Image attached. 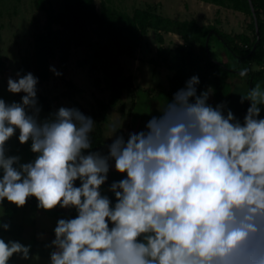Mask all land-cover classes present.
<instances>
[{
  "label": "clouds",
  "instance_id": "clouds-1",
  "mask_svg": "<svg viewBox=\"0 0 264 264\" xmlns=\"http://www.w3.org/2000/svg\"><path fill=\"white\" fill-rule=\"evenodd\" d=\"M37 83L32 73L9 78L8 91L25 95L21 103L0 99V203L23 207L35 197L46 211L76 209L75 218L57 222L50 264H264L259 84L241 95V103L250 102L241 124L223 104L209 105L208 92L197 95L193 76L145 131L125 141L115 135L120 124H111L115 138L102 155L84 154L95 122L78 109L61 107L39 120ZM17 129L21 144L31 140L32 162L6 156ZM110 160L126 173L111 184L114 205L100 192ZM29 253L30 246L0 239V264Z\"/></svg>",
  "mask_w": 264,
  "mask_h": 264
},
{
  "label": "trees",
  "instance_id": "trees-1",
  "mask_svg": "<svg viewBox=\"0 0 264 264\" xmlns=\"http://www.w3.org/2000/svg\"><path fill=\"white\" fill-rule=\"evenodd\" d=\"M199 1L249 16L248 28L251 36L244 33L231 36L213 25H199L194 20L171 19L149 9H133L131 13H127L116 9L111 0H101L98 7L95 0H58L56 6L52 0H33L34 9L45 14L44 30L32 36L30 51L20 58L17 68L20 76H17L16 80L27 73H32L38 78L37 84L46 83L51 74V62L57 61L61 68H65L73 49H88L92 51L91 62L84 59L78 62V65L90 64L93 73L101 67L103 78L102 80L95 78L94 82L99 85L102 81L109 92L107 103L96 101L99 113L103 114L118 104L124 89L133 90L129 78L120 80L122 70L119 60L122 57L134 58L148 31H153L159 47L155 60L150 59V62L160 60L171 73L168 89L164 93V104L171 102L174 94L185 88L191 77L196 76L199 79V84L195 86L197 95L208 92L207 103L212 107L223 104L225 113L230 101L233 78L245 79L246 93L257 84L264 90V20L261 17L264 14V0H250L258 22L259 42L255 48L253 46L256 34L247 0ZM2 2L3 0H0V8ZM210 31H213L211 35ZM164 34L177 35L183 44L173 50L165 48ZM93 36L96 40H93ZM214 42L220 45L234 67L226 62H221V65L217 63L219 60L211 53V45ZM245 68L249 71L247 76L242 77L239 73ZM5 70L6 64L0 54V76ZM4 86L8 91V84ZM64 86L66 90L63 96L69 100L71 107L78 109L85 116L92 117L73 98L74 94H82L84 90L70 80H66ZM11 95L16 103H21L25 93ZM37 101L45 112L50 111L43 96L38 95ZM248 104L250 106L249 101ZM104 120L102 115V121ZM13 137L17 142L16 146L10 149L9 139L5 146L6 153L9 156L25 154L31 162L34 161L36 154L31 151V141L21 144L18 139L19 129L15 131ZM90 140L92 147L84 150V154L97 151L102 155L108 154V148L102 145L100 122L95 123ZM36 200L35 197H29L27 202L35 203ZM11 213L12 211L8 209V216ZM4 224L9 225L7 230L3 227ZM12 229L13 226L9 222L0 221V233H8Z\"/></svg>",
  "mask_w": 264,
  "mask_h": 264
},
{
  "label": "rangeland",
  "instance_id": "rangeland-1",
  "mask_svg": "<svg viewBox=\"0 0 264 264\" xmlns=\"http://www.w3.org/2000/svg\"><path fill=\"white\" fill-rule=\"evenodd\" d=\"M52 1L56 6L58 0ZM100 1L101 0H95L97 7ZM111 2L116 9L127 13H131L133 9H149L163 17L180 21L194 20L200 25H213L218 30L231 36L243 33L251 36L250 29L248 28L250 24L249 16L229 9L205 4L199 0H111ZM0 13V54L6 64V70L4 74L0 76V99H3L7 104H11L16 101L4 85H7L9 78L16 80L20 58L23 54L30 51L32 36L44 30L45 14L34 9L33 0H3ZM261 17L264 20V14H262ZM93 40H96L95 36H93ZM178 43L179 37L164 35L163 46L173 47ZM158 47L159 44L156 41L155 33L153 31H148L147 35L142 40V50L136 57V59L140 61V63L135 64V66L139 67L137 72L135 69H132V65H125L123 67V75L120 77V80H124L125 74L133 72L143 75L154 74L157 77L154 78L153 81L155 85L152 95L153 101L148 98L146 93H143L141 88L137 90V97L135 99H138V103L132 112L139 118L142 116H159L161 115L162 107L165 105L164 93L167 88L165 86L166 81L164 77L166 74L168 75L169 72L160 60H156L155 64L150 62V59L155 60V51ZM211 53L214 58L219 60V63L226 62L229 66L234 67L217 42L212 43ZM91 55L92 51L85 48H77L71 51L69 62L65 68H61L57 61L51 62L49 80L46 83L36 85L37 96H43L46 100V104H48L50 108L49 112H45L37 101V106L40 108L39 120L43 121L52 118L61 107L72 108L69 100L63 96L66 90L64 82L70 80L84 90L82 94H74V100L79 102L82 107L92 115L91 119L95 123L103 122L102 115L105 113H99L96 101H108L109 92L105 89L102 81L99 85L94 82L95 78L99 80L103 78V74L100 71L101 67H99L98 71L93 73L90 70V64L85 66L78 65V62L84 59L91 62ZM125 60L126 58H122V62ZM53 69L55 71H53ZM253 69L255 70V68ZM56 73H60V75ZM125 90L127 91V89ZM245 94V79L241 80L238 77L233 78L230 101L226 106L224 114L227 115V111L231 110L235 118L241 124H243L247 109L250 107L248 100H244V102L241 103V95ZM126 98V103L128 105L130 103V96ZM154 102L159 106L158 109H151ZM113 113L118 115L117 109H115ZM113 113L112 111L110 112L111 117ZM259 118H264V106H261ZM16 143V140L12 136L10 138L9 148L13 149ZM6 156L9 155L6 153ZM18 157L20 158V163L31 162L25 154L19 155ZM0 178H2V171H0ZM19 208L20 207H17L15 204L5 199L0 203V219H6L5 213L8 209Z\"/></svg>",
  "mask_w": 264,
  "mask_h": 264
},
{
  "label": "crops",
  "instance_id": "crops-1",
  "mask_svg": "<svg viewBox=\"0 0 264 264\" xmlns=\"http://www.w3.org/2000/svg\"><path fill=\"white\" fill-rule=\"evenodd\" d=\"M164 35H173V34H164ZM173 36L178 37L177 35H173ZM182 44L183 42L179 38V43L176 46L173 47L164 46V47L173 50L177 46ZM141 50H142V43L140 48L137 50L134 58L122 57V58H126V60L123 62H122V58L119 60L120 68L122 72H123V67L125 65H132V69H135L137 72V69L139 67L135 66V64L140 63V61H138L136 57ZM170 76L171 73L169 72V74L168 75L166 74L164 77L166 81L165 86L167 89H168V80ZM125 78H129L131 80L133 90L126 91L124 89L122 91V96L118 104L114 108H109L104 114L105 120L101 123V128H102V139H103L102 145L105 148H108V145L112 143L113 139L115 138V135H122L125 138V141H127L130 133H139L141 131H145L148 121L152 118V117H144V116L139 118L138 116L134 115L132 111L134 107L137 106L138 99L136 100L135 98L137 97V90H139L140 88L142 89L143 93H146L148 98L151 101H153L152 95L155 89V85L153 84V81L154 78H157L156 75L154 74L143 75L133 72V73L125 74ZM127 96H130V103L128 105L126 103ZM104 103H107V101ZM153 104L154 105L151 106V109H158L159 106L156 105L155 102ZM162 108H164V106ZM115 109H117L118 115H115V113H113ZM111 111L113 113L112 117L110 116ZM115 122H118L121 128L114 136H112L109 126ZM109 165L110 167H109V172L107 174V180L101 186L100 192L102 196L108 197L109 200L114 205L116 203V198L114 193L110 191L111 184L114 182H119L120 180L126 178V173L122 174L116 171L114 160H110ZM75 186L77 187L80 186L79 180L75 182ZM20 208L10 209L12 211L11 215L8 216L6 212L5 213L6 219H0V221L9 222L13 226V229L10 230L8 233H0V239H4L6 243L8 241H15L21 243L24 246H30V253H29L30 258L25 260L21 258L19 254H14L9 259L8 264H50V254L52 251L55 250L54 246H51V242L55 239L54 229L57 225V222L59 219L75 218L78 214L76 209L61 208L58 206L53 210L46 211L38 207L37 200L35 203L27 202V204H25L23 207Z\"/></svg>",
  "mask_w": 264,
  "mask_h": 264
},
{
  "label": "water",
  "instance_id": "water-1",
  "mask_svg": "<svg viewBox=\"0 0 264 264\" xmlns=\"http://www.w3.org/2000/svg\"><path fill=\"white\" fill-rule=\"evenodd\" d=\"M248 2V5H249V9H250V14H251V18L253 20V23H254V29H255V34H256V42L253 46V48L256 47V45L258 44L259 42V33H258V22H257V18H256V15H255V10L253 8V5L251 3L250 0H247ZM213 33V31H210L209 32V35H211ZM206 47H207V43H206ZM219 65H221L219 62H217Z\"/></svg>",
  "mask_w": 264,
  "mask_h": 264
}]
</instances>
